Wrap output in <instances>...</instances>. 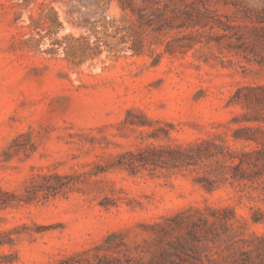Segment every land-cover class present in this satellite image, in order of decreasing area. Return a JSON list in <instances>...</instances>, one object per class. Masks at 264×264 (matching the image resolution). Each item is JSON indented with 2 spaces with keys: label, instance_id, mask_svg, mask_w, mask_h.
I'll use <instances>...</instances> for the list:
<instances>
[{
  "label": "rangeland",
  "instance_id": "374dc122",
  "mask_svg": "<svg viewBox=\"0 0 264 264\" xmlns=\"http://www.w3.org/2000/svg\"><path fill=\"white\" fill-rule=\"evenodd\" d=\"M213 1L219 12L264 19V0ZM101 15L121 18L113 1L94 10L90 0H0V188L20 196L32 177L44 173L70 175L73 184L65 196L0 208V264L94 258L105 252L109 234H124L130 246L141 243L146 233L140 223L187 207L231 206L245 219L244 236L264 232V222L251 219L258 208L264 212V203L227 183L207 192L194 182V172L130 174L115 165L117 155L138 146L213 133L232 147H246L232 140L233 129L246 123L240 115L246 109L231 99L239 87L264 86V22L260 42L245 52L249 60L214 48L231 66L218 58L197 60L192 51L163 53L156 61L128 51L83 61L41 51L50 35L77 37L85 33L81 17ZM34 31L42 36L38 45L20 41ZM175 235L188 239L185 230Z\"/></svg>",
  "mask_w": 264,
  "mask_h": 264
},
{
  "label": "trees",
  "instance_id": "16d2710c",
  "mask_svg": "<svg viewBox=\"0 0 264 264\" xmlns=\"http://www.w3.org/2000/svg\"><path fill=\"white\" fill-rule=\"evenodd\" d=\"M90 1L94 10L115 2L121 18L81 17L79 26L84 28V34L77 37L69 34L61 39L50 35L42 52L62 53L68 60L83 61L103 52L117 57L128 51L131 55L146 54L156 61L163 53L192 51L197 60L218 58L221 64L231 66L234 62L223 60L214 48L220 54L225 55L226 50L249 60L246 50H253V45L262 38L259 33L263 30L262 17L256 16L252 21L246 12L241 16L219 12L213 0ZM35 20L31 19L30 23L33 29L38 24ZM34 32L20 41L38 45L42 36L36 32L38 37L34 38ZM160 45L163 50L156 52ZM232 100L246 109L240 114L246 123L233 129L232 140L243 141L246 147H232L225 136L213 133L210 138L185 143L138 146L134 151L117 155L115 165L130 174L142 170L151 175L159 170L167 173L187 170L195 173L194 182L207 192L227 183L244 192L249 200L264 203V86L239 87ZM129 123L144 124L142 121ZM99 170L104 172L106 168ZM70 177L38 174L30 179L20 196L0 188V208L14 202L28 204L39 197L65 196L73 190ZM251 219L254 223L264 222V212L258 208ZM139 225L146 233L141 243L130 246L124 234L111 233L105 239V252L96 253L94 258L78 254L57 264H264V232L251 231L244 236L245 219L237 217L231 206L187 207L170 215H160L150 224ZM234 229L238 233L230 234ZM180 230H185L188 237L183 242L175 235Z\"/></svg>",
  "mask_w": 264,
  "mask_h": 264
}]
</instances>
